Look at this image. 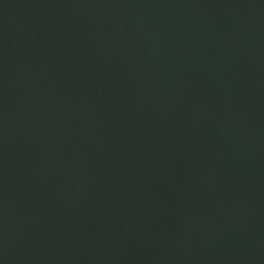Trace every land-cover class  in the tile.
<instances>
[{
    "label": "water",
    "instance_id": "1",
    "mask_svg": "<svg viewBox=\"0 0 264 264\" xmlns=\"http://www.w3.org/2000/svg\"><path fill=\"white\" fill-rule=\"evenodd\" d=\"M0 264H264V0H0Z\"/></svg>",
    "mask_w": 264,
    "mask_h": 264
}]
</instances>
